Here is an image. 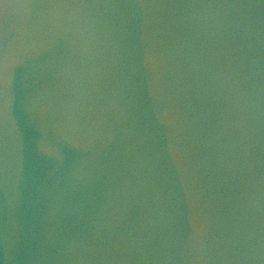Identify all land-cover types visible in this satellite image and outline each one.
Returning a JSON list of instances; mask_svg holds the SVG:
<instances>
[{
  "label": "water",
  "instance_id": "95a60500",
  "mask_svg": "<svg viewBox=\"0 0 264 264\" xmlns=\"http://www.w3.org/2000/svg\"><path fill=\"white\" fill-rule=\"evenodd\" d=\"M0 264H264V0H0Z\"/></svg>",
  "mask_w": 264,
  "mask_h": 264
},
{
  "label": "snow or ice",
  "instance_id": "6c2138e0",
  "mask_svg": "<svg viewBox=\"0 0 264 264\" xmlns=\"http://www.w3.org/2000/svg\"><path fill=\"white\" fill-rule=\"evenodd\" d=\"M6 39V34L0 33V82L5 78L7 68Z\"/></svg>",
  "mask_w": 264,
  "mask_h": 264
}]
</instances>
